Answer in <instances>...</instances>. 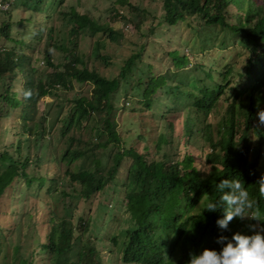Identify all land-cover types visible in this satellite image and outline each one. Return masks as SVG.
Here are the masks:
<instances>
[{"label":"trees","instance_id":"obj_1","mask_svg":"<svg viewBox=\"0 0 264 264\" xmlns=\"http://www.w3.org/2000/svg\"><path fill=\"white\" fill-rule=\"evenodd\" d=\"M64 1L49 0L48 4L60 5ZM162 1V26L177 29L186 23L207 47H213V41L221 38L220 48L228 43L244 49L249 53L245 66L236 70L228 65L221 74L222 81L216 82L214 71L202 61L195 60L193 69H187L192 61L176 48L168 53L176 71L160 75L156 66L145 61L144 44L124 61L116 78L108 79L89 69L90 56L82 53L81 46L88 37H96L91 58L109 63L101 52L106 47L105 38L115 43L120 35L108 23L101 24L69 7L60 12L67 28L65 39H56L55 28L48 24L51 18L45 15L32 19L29 13L24 20L13 22L8 13V19L0 25V38L9 42L0 48V119L9 118L15 110L20 118L18 138L10 146L13 152L0 151V204L23 181L26 192L34 189V195H30L36 199V207L47 211L43 229L37 225L34 235L27 236L24 243L12 244V234L19 233L21 225L7 230L0 227V255L6 253L5 260L38 264L37 256L40 260L45 256L47 264H105L98 250V243L105 237L91 234L95 219L87 215L75 223L72 206L76 199L92 200L105 195L110 187L112 199L101 207L105 210L110 203L119 204L129 214L124 219L127 228L107 237L113 246L124 237L121 264H187L190 254L198 256L204 248L219 252L234 232L251 234L264 228V194L258 182L264 176V126L259 122L254 125L257 104L264 103V0ZM1 2H11L34 16L44 14L46 6L45 0ZM117 3L134 11L140 30L145 16L150 14L148 10L135 7L129 0ZM113 13L125 18L114 5ZM15 26L19 28L18 37H13ZM24 27L30 29L29 41L20 35ZM148 33L161 40L166 38L153 28ZM34 44H42L37 58L27 53L35 49ZM55 50L63 54L62 64L54 62ZM234 75L239 76V81L232 80ZM74 83L91 86L90 97L76 95L69 100L71 106L64 115V103L58 105L54 122L47 126V113L52 107L43 109L37 117L43 98L57 97L58 91L72 92ZM122 87L128 100L137 98V107L129 101L118 106ZM163 98L166 101L161 105ZM220 99L225 106L220 107ZM160 105L164 113L155 107ZM122 109L123 113L136 114L138 120L132 134L125 138L119 133L117 121ZM182 110L183 138L177 140H184L185 153L179 159V154L169 152L174 148L171 134L176 128L169 117L178 119ZM156 116L158 127L160 119L164 123L152 139L144 134L142 119L153 121ZM60 118L57 141L62 142V147L54 148L55 137L49 140L53 147L50 162L56 164L58 173L49 177L44 163V154H48L45 134ZM86 132L85 140L82 136ZM192 146L196 151H189ZM76 161H82L78 170L72 168ZM125 161L130 165L121 174ZM62 166L66 167L63 172ZM119 174L122 179H118ZM232 179L247 190L252 202L247 211L256 215L233 217L222 228L216 221L234 205L221 197L233 192L227 185L217 186L221 180ZM44 188L46 193L42 192ZM117 188L121 193L115 191ZM57 191L64 198L65 215L49 200ZM209 202L216 204L214 210L207 209Z\"/></svg>","mask_w":264,"mask_h":264},{"label":"rangeland","instance_id":"obj_2","mask_svg":"<svg viewBox=\"0 0 264 264\" xmlns=\"http://www.w3.org/2000/svg\"><path fill=\"white\" fill-rule=\"evenodd\" d=\"M48 1L49 0H45L46 6H44V14L36 13V16H34V13L30 11L28 13H25L22 8L12 5L11 2L4 4L0 0V25L3 21H6L8 19V13H11L13 22L19 19L24 20L27 16H29V13L32 14V19L34 17L36 19L37 17L40 19L43 18L45 15L51 18V21L48 24L55 28L56 39H65V35L67 34V28L63 17L60 15V12L67 11L69 7H73L76 11L81 14H88L92 18L98 19L101 24L108 23L109 26L117 30L120 35L119 40L115 43L105 38L106 47L101 52L104 56L109 58V63H104L100 59L97 60L95 58L90 57L87 59L89 69H94L101 76L106 77L108 79L116 78L121 70V66L124 64V61L131 55L135 54L144 44L147 45V48L144 51L145 61H150L154 66H156L155 69L157 71V74L160 75L168 72L169 70L176 71L173 66V60H171V57L168 54L176 48H179L181 53L187 54L190 60L192 61L191 64L187 67V69H193V64L195 60L202 61L205 63L207 69L210 68L214 71V77L216 79V82L220 81L221 78H223V75L221 74L225 67L230 65L233 66L236 70L241 69L245 66L247 59L249 58V53L246 50L241 49L237 46L235 47L227 43V46L225 45V47L220 48L219 44H221V38L213 41V47H207L205 44L201 43V40H199L198 37H195V31L191 30L190 26L186 23H181L177 27V29L162 26V24H160V16L164 14L162 0H129L131 4L135 7L143 9L146 8L150 13L149 15L145 16L146 18L143 20L142 27L140 30L136 27L134 11L129 9L127 6L121 7L119 3H117V0H65L64 3L60 5H55L52 3L48 4ZM113 5L117 8L120 15L122 17H125L124 19L114 15ZM33 27L34 24L32 23V31L34 29ZM151 28L156 29L158 33L160 32L161 35L166 38L161 40L156 37H153V35L148 33ZM20 30V35L23 36V39L25 41H29L30 29H26L24 27ZM18 32L19 28L15 26L13 37H18ZM95 40L96 37H88L84 42L81 43L82 53L85 54L86 57L90 56ZM7 45H9V42L6 41L4 38H0V48L5 47ZM34 48V50H28L27 53L29 55H32V57L37 58L39 57V54L36 55V53H38L39 49L42 48V44H34ZM53 59L56 64H62L64 62L63 54L57 50L53 52ZM39 65L40 72H43L44 65L41 62L39 63ZM231 78L234 82L239 81L240 79L238 75H234ZM91 89L92 87L87 84L82 85V87H80V85L74 83V91L72 92L58 91L57 97L53 96L49 98H43L40 104V113H38L37 117H40L43 109L45 110L46 108L49 110V108L52 107V109H50V111H48L47 113L48 117L46 118L45 122V124L49 126L55 120L58 105L64 103V111L62 113V115H64V113L67 112L71 106L69 104V100L74 99V97L78 94L90 97ZM123 89L124 87L121 88L119 92L120 94L118 93L120 98V101H118V106L121 105V102L125 104L127 101H129L128 104L130 103L132 105L134 103L132 106L137 107V98L130 97L128 100V98H126L124 92L122 91ZM164 101H166V98H163L161 100V105H163ZM128 104L127 106H129ZM131 105L129 107H131ZM161 105L155 107H158L160 109L159 111L161 113H164L165 109H163ZM223 105L225 106L222 99H220V107ZM129 107H126L125 109H128ZM257 108L263 110L264 104H257ZM156 111H158V109ZM182 111V115L180 113V117L178 119L177 116L173 115L169 117L170 120L175 122L176 126L175 131H172L171 134L174 148H170L169 152L172 155L179 154V159L185 153L184 140L182 139V122L184 110ZM123 112L124 109L118 112L117 121L119 123V133L121 134L122 138H125L126 136L132 134L133 126L135 125V123L138 122V120L135 119L136 114H132L129 112L127 113V111H125V113ZM37 117L35 118L38 121ZM60 120L61 118L58 120L53 130H49L45 134L46 144L48 145L46 151L48 154H44V163L45 170L48 173L47 175H49V177H55L58 173L56 164L50 162V151L53 150V147L49 144V140H53V137H55L56 141L54 142V148L62 147V142L57 141V139H60V137L58 136V130L61 127ZM158 121V116H156L153 121L151 119L150 121H148L143 118L142 126L144 134H149L152 139L155 138L156 134L159 132V128L164 123V121L160 119V127H158ZM131 123H133V125H131ZM19 126L20 118L18 117L17 110L12 111L9 118L0 119V151L6 149L8 151L13 152L10 146L11 144L15 143L18 138L17 133L19 130ZM79 135L80 133L78 134V136ZM87 135L88 134L86 132L82 137L86 140L88 138ZM181 136V141H178L177 138H180ZM20 137H22L24 141L25 137L22 135ZM177 147L179 148L175 149ZM137 148L138 150H141L142 145L137 146ZM189 151L193 152L196 151V149L192 146ZM81 164L82 161H76L72 165V168L74 170H78V167ZM129 165L130 162L125 161L124 167L123 169H121L120 173L123 174V171L126 170ZM87 166V164L84 165V167ZM64 168L66 167L62 166L61 172H63ZM61 172L60 174L62 178L63 173ZM121 174L118 175V179H122ZM23 183V181H19L17 186H15L13 190H11L10 195L7 196L0 204V227L7 230L14 228L17 224L22 226V229L19 233L15 231L12 234L13 245L18 244L19 242L24 243L27 239V236L34 235L37 225H40V228L43 229V220L44 216L47 213V211L40 210L38 207H36L37 201L35 198L32 197L34 195V189H32L31 192H26V188ZM75 186L77 188V185ZM115 191L121 193L120 188L115 189ZM42 192L46 193V189L44 188ZM68 192L74 195L77 194L73 193V191H71L70 189H68ZM58 193L59 192L57 191L52 194L49 200L52 202V206L54 209H56L61 215H65L67 214V210L64 205V198L60 193ZM30 194H32V196ZM112 194L113 188L110 187L108 188L107 194L96 196L92 200L76 199L74 202L73 199L74 203H72L74 204V206H72V209L74 212L75 223L79 217H86L87 215H92V217L95 219V222L92 226L93 231L91 232V234L97 235L100 233L98 236L101 239L105 237L104 242L98 243V250L100 251L105 264H121L122 241L124 237H120L119 244L117 246H113L111 242H108L109 240L107 239L109 238L107 237L111 236L118 229L127 228L128 225L125 224L124 219L128 218L129 214H127L123 206L119 204L113 205L110 203V205L107 206L105 210L101 207L100 204L104 203L103 205H106L107 202L111 201ZM45 199H47V196L45 197ZM96 228L100 229V232H96ZM7 251H9L10 256L11 250L9 249ZM5 255L6 253H1L0 264H13L10 258H8L7 260L4 259ZM42 257L44 258L40 260L37 256V263L47 264L45 256Z\"/></svg>","mask_w":264,"mask_h":264},{"label":"clouds","instance_id":"obj_3","mask_svg":"<svg viewBox=\"0 0 264 264\" xmlns=\"http://www.w3.org/2000/svg\"><path fill=\"white\" fill-rule=\"evenodd\" d=\"M91 58V55H90ZM94 58V57H93ZM232 99V96H229ZM259 104H264L260 102ZM258 112L255 120V126L258 122L264 126V109ZM259 191L264 194V176L258 180ZM228 186L232 189V195H224L221 197L230 206L234 205L230 211H227L223 219H218L216 223L220 227H226L228 221L233 217L241 218L245 215L255 217V213L248 212L252 202L249 200L247 190L241 186L240 181L232 179L221 180L218 188ZM216 204L214 202L207 203L208 210H214ZM234 242V243H233ZM187 264H264V228L254 230L251 234L234 232L231 239L217 252L215 249L204 248L200 255H189Z\"/></svg>","mask_w":264,"mask_h":264}]
</instances>
